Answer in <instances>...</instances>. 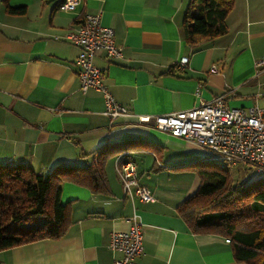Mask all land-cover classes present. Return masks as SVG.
Segmentation results:
<instances>
[{
    "label": "crops",
    "instance_id": "0c3cea01",
    "mask_svg": "<svg viewBox=\"0 0 264 264\" xmlns=\"http://www.w3.org/2000/svg\"><path fill=\"white\" fill-rule=\"evenodd\" d=\"M61 1L8 0L10 8L25 9L13 16L0 0V163L45 174L83 166L89 157L82 155L125 140L151 147L106 158L104 194L63 183L60 201L71 209L66 234L1 251L0 264H111L110 233L126 231L133 214L143 233L139 264H243L234 261L227 239L194 235L177 215L200 180L192 175L189 181L191 175L176 165L206 153L138 118L187 111L218 96L232 108L264 98V71L256 75L254 67L264 60V0H234L226 34L195 50L183 37L190 0H80L71 11H60ZM98 12L122 49L118 61L94 58L109 93L128 110L114 120L102 114L99 92H80L74 65L79 49L65 39ZM184 57L188 65L180 71L176 64ZM123 156L153 202L132 204L123 197L116 174V159Z\"/></svg>",
    "mask_w": 264,
    "mask_h": 264
},
{
    "label": "trees",
    "instance_id": "16d2710c",
    "mask_svg": "<svg viewBox=\"0 0 264 264\" xmlns=\"http://www.w3.org/2000/svg\"><path fill=\"white\" fill-rule=\"evenodd\" d=\"M51 1V0H43ZM63 0L61 1V3ZM9 15L21 16L24 7L10 8ZM234 0H190L183 15V37L195 50L202 41L226 34L225 19ZM173 72V71H169ZM125 140L89 157L83 166H59L39 173L26 165L0 163V252L41 240H58L69 227L70 207L60 201L61 185L72 183L104 194V160L120 153L150 151L151 144ZM121 160H128L123 156ZM196 163L176 167L197 171L200 185L177 207L178 217L194 235L227 239L235 262L264 264V174L246 184H232L222 173L200 171Z\"/></svg>",
    "mask_w": 264,
    "mask_h": 264
},
{
    "label": "built area",
    "instance_id": "2783aa9c",
    "mask_svg": "<svg viewBox=\"0 0 264 264\" xmlns=\"http://www.w3.org/2000/svg\"><path fill=\"white\" fill-rule=\"evenodd\" d=\"M79 4L80 0H63L59 10L71 11ZM65 39L79 49L74 65L80 92H99L104 104L102 114L110 120L126 117L128 110L109 93L103 82V71L94 64L98 54H103L109 61L122 58V49L115 43L113 31L102 24L101 13L86 15L80 26ZM187 65L188 58L184 57L178 61L176 68L182 71ZM254 67L258 72L256 75L264 71V60L256 62ZM210 71L215 72V67L212 66ZM138 122L201 148L210 154V160L216 161L225 170L243 164L264 174V109L257 105L232 108L227 105L224 96H218L187 111L153 118L139 117ZM205 157L203 161H206ZM116 161V174L123 197L132 204L153 202L150 190L139 182L135 165L120 157ZM125 221L128 224L126 231H113L109 236L107 249L113 255L111 264H139L137 260L143 254V233L136 215Z\"/></svg>",
    "mask_w": 264,
    "mask_h": 264
},
{
    "label": "rangeland",
    "instance_id": "374dc122",
    "mask_svg": "<svg viewBox=\"0 0 264 264\" xmlns=\"http://www.w3.org/2000/svg\"><path fill=\"white\" fill-rule=\"evenodd\" d=\"M251 105H257L260 109H264V98H261V99L256 100V101L252 100V102H250V104L248 106H251ZM98 154H101V152ZM205 156H207V157H205L206 161H203L202 159H195L194 162L184 163L183 165H176V164L175 165L181 167V166H186L190 163H196L197 168L200 171L208 172V173H213V172L222 173L234 185L235 184H243V183L248 184L251 181H253L254 179L261 176V173H258L254 169H252L248 166H245L243 164L237 165L235 167H230L227 170H225L222 165L218 164L214 160L209 159L210 154L206 153ZM133 160H135V159H133ZM195 161H197L198 163ZM181 172L189 173L191 175V178H189V181L193 180L192 175H195L197 179L201 180L200 176L197 174V171L195 169H194V171L184 169ZM199 185H200V182H199ZM199 185H198V187H199ZM61 202L65 203L66 201L62 200Z\"/></svg>",
    "mask_w": 264,
    "mask_h": 264
}]
</instances>
